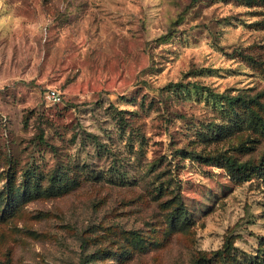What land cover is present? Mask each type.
Returning a JSON list of instances; mask_svg holds the SVG:
<instances>
[{
	"label": "rangeland",
	"instance_id": "1",
	"mask_svg": "<svg viewBox=\"0 0 264 264\" xmlns=\"http://www.w3.org/2000/svg\"><path fill=\"white\" fill-rule=\"evenodd\" d=\"M9 197L0 264H264V0H0Z\"/></svg>",
	"mask_w": 264,
	"mask_h": 264
},
{
	"label": "trees",
	"instance_id": "2",
	"mask_svg": "<svg viewBox=\"0 0 264 264\" xmlns=\"http://www.w3.org/2000/svg\"><path fill=\"white\" fill-rule=\"evenodd\" d=\"M250 101L255 102V103L258 102V100L256 98H251ZM205 158L208 159V160L217 159V158H223L235 170H245V169L251 168V166H252L249 161L235 162L233 160V158H231L229 156H222L221 154L207 155V156H205ZM11 201H12V197H9V202H7L5 204L4 208L0 212V216L1 217H3V216H11L15 212V207L12 204H10ZM226 246H228V242L225 243L224 247H226Z\"/></svg>",
	"mask_w": 264,
	"mask_h": 264
},
{
	"label": "built area",
	"instance_id": "3",
	"mask_svg": "<svg viewBox=\"0 0 264 264\" xmlns=\"http://www.w3.org/2000/svg\"><path fill=\"white\" fill-rule=\"evenodd\" d=\"M47 95L53 100H59L60 98V94L56 90H53V89H49L47 91Z\"/></svg>",
	"mask_w": 264,
	"mask_h": 264
}]
</instances>
